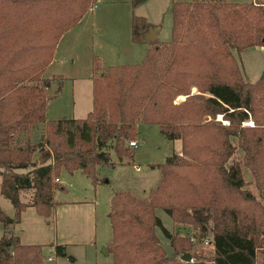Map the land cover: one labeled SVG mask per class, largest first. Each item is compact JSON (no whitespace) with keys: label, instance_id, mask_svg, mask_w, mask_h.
I'll return each mask as SVG.
<instances>
[{"label":"trees","instance_id":"trees-1","mask_svg":"<svg viewBox=\"0 0 264 264\" xmlns=\"http://www.w3.org/2000/svg\"><path fill=\"white\" fill-rule=\"evenodd\" d=\"M94 2L0 0V194L13 208L11 216L0 208V264H43L40 244L21 243L13 232L20 212L32 205L50 215L53 191L62 188L53 180L63 170L80 169L97 182L95 165H111V151L118 161L132 157L134 145L129 149L126 142L143 122L157 123L171 140L182 138V153L172 151L157 164L160 178L146 197L113 192L110 264H264V69L245 80L236 56L252 45L264 47V0L173 1L169 40H145L147 20L133 14L132 41L149 42L142 60L103 65L93 56L91 110L84 117L46 119V88L59 78L58 91L62 81L44 73L61 35ZM191 85L210 99L189 94ZM179 94L185 99L173 102ZM218 113L227 125L215 120ZM249 115L254 125L244 126ZM233 136L254 191L244 188L240 161H228ZM157 208L193 231L167 229ZM191 236L209 253L193 249ZM53 249L65 254L63 244ZM185 253L193 261L183 259Z\"/></svg>","mask_w":264,"mask_h":264},{"label":"rangeland","instance_id":"rangeland-1","mask_svg":"<svg viewBox=\"0 0 264 264\" xmlns=\"http://www.w3.org/2000/svg\"><path fill=\"white\" fill-rule=\"evenodd\" d=\"M173 1L179 0H144L135 6L132 5L131 0H95L82 18L61 35L56 50H54L52 61L44 73L49 77L59 75L62 81L58 91L56 90L59 78L52 79L46 88V92L51 95L45 107L46 119L72 117L74 113H85V109L91 102L93 56L99 57L103 65L137 63L142 60L144 53L140 54L145 47H149V42L132 41L131 18L133 14L145 16L148 28L154 31L157 39L169 40L172 31L171 6ZM231 1L243 2L247 0ZM137 47H141L139 52ZM236 56L243 69L245 80L254 81L260 76L264 69L263 46L246 47L240 50ZM206 92L208 91H199L196 85H191L189 89V94L198 93L199 99L207 101L211 94L205 97ZM185 97L186 94H179L173 99V102L183 101ZM201 119L208 121L211 116L203 115ZM215 120L224 125L229 123V120L224 118L222 113L216 114ZM242 124L244 126L254 125L252 116L249 115ZM132 139L137 141V144L132 146V157L123 155L122 161H118L116 154L111 151L110 156L113 160L111 165H95L98 169L97 182H93L80 169L73 172L63 170L53 180L62 186V188L53 191L54 204L82 196L92 198L96 202V250L71 245L64 246L65 254H63L52 249L54 245L52 209L47 217L37 213L33 214L34 218L23 214L22 218L19 217L21 221L18 220L19 223L14 224L15 231L20 232L21 235L25 234L26 238L22 237L30 240L28 242L40 243L43 264H110L112 262V254L110 252L105 253L103 246L105 245L106 248L112 239L108 211L113 192L115 190H129L138 197H146L149 190L156 186L160 178V169L157 164L164 162L172 151L182 153V138L173 140L167 138L157 123H139L137 135ZM231 140L236 147L228 161H240L242 175L247 181L244 188L248 187L254 191L253 184L250 183L249 185L251 179L249 168L243 164L244 151L237 146V139L234 136L231 137ZM129 141L126 143L130 149ZM24 193L26 194H21L23 199L28 194L27 191ZM233 194L234 192H229V195ZM0 208L4 212L12 213L10 202L1 194ZM156 213L161 217L163 225L171 231L184 234H190L193 231L190 225L174 223L161 208H157ZM156 232L167 251L171 252L168 240L163 235L162 230L157 227ZM192 248H200L205 254H208L210 250L209 246L200 245L196 241ZM47 255L51 259L46 260ZM203 264L212 263L205 261Z\"/></svg>","mask_w":264,"mask_h":264},{"label":"crops","instance_id":"crops-1","mask_svg":"<svg viewBox=\"0 0 264 264\" xmlns=\"http://www.w3.org/2000/svg\"><path fill=\"white\" fill-rule=\"evenodd\" d=\"M140 43H143V42H140ZM137 48L136 49L139 52L141 47H137ZM146 50H147V47H145L143 49V52L140 54L142 55L144 53L142 57L145 55ZM104 65H108V64H104ZM91 85H92V79H91ZM91 93H92V86H91ZM91 108H92V94H91L90 105H88L87 108L85 109V113L84 114L74 113L73 114L74 116L72 117H84L88 113V111L91 110ZM60 178L62 179V177ZM96 211H97L96 202L92 198L89 199L84 196L77 197V198H71L67 201H59L56 204H54L52 207V218H53V224H54L53 226L54 244H63L65 247H68L71 245L84 246L85 248L96 250V242H97ZM5 213L8 215H12L13 208H12L11 214L7 212ZM34 213H37L34 206L27 205L20 212V217L22 218L23 214H26L34 218V215H33ZM21 218L19 221H21ZM12 229H13V232L17 234L19 241L21 243L40 244L38 242H28L30 240L24 239L23 237L26 238L25 234L21 235L20 232L18 233L17 231H15V225ZM103 248L105 249V245L103 246ZM104 252L108 253L105 250Z\"/></svg>","mask_w":264,"mask_h":264},{"label":"water","instance_id":"water-1","mask_svg":"<svg viewBox=\"0 0 264 264\" xmlns=\"http://www.w3.org/2000/svg\"><path fill=\"white\" fill-rule=\"evenodd\" d=\"M143 37H144L145 40H152V39L157 38V37L155 36L154 31L151 30L150 28L147 29V31L144 33V36H143ZM105 251L108 252V251L106 250V248H105ZM189 257H190V254H189V253H185V254L182 256V258H183V259H186V260H188Z\"/></svg>","mask_w":264,"mask_h":264},{"label":"built area","instance_id":"built-area-1","mask_svg":"<svg viewBox=\"0 0 264 264\" xmlns=\"http://www.w3.org/2000/svg\"><path fill=\"white\" fill-rule=\"evenodd\" d=\"M136 143H137V141L134 140V139L129 141V144H130V145H136ZM190 239H191L192 241H195V237H193V236H191ZM208 241H209L208 238H204V239H203V242H204V243H208ZM49 259H51V257H50L49 255H47V256H46V260H49ZM189 260H190V261H193V258L190 256V257H189Z\"/></svg>","mask_w":264,"mask_h":264}]
</instances>
